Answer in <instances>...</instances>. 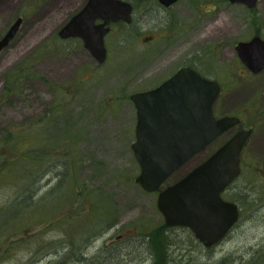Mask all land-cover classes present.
I'll return each instance as SVG.
<instances>
[{"label": "rangeland", "instance_id": "obj_1", "mask_svg": "<svg viewBox=\"0 0 264 264\" xmlns=\"http://www.w3.org/2000/svg\"><path fill=\"white\" fill-rule=\"evenodd\" d=\"M83 1L0 0V35L17 12L25 13L21 32H29L23 43L29 50L23 53L37 44L38 54H46L43 43ZM128 1L135 6L132 24L117 25L106 37L103 65L76 44L59 42L52 58L37 63L34 79L20 81L13 75L22 35L0 54L11 63L7 70L0 66V264H264V71L244 72L234 54V44L253 28L262 27L264 35V10L252 16L235 8L225 12L223 0H180L168 10L155 0ZM182 67L216 81L215 112L240 117L241 128L252 131L241 174L222 195L238 206L239 219L211 249L188 228L167 227L157 194L134 180L136 112L129 97ZM232 134L194 156L166 184Z\"/></svg>", "mask_w": 264, "mask_h": 264}, {"label": "water", "instance_id": "obj_2", "mask_svg": "<svg viewBox=\"0 0 264 264\" xmlns=\"http://www.w3.org/2000/svg\"><path fill=\"white\" fill-rule=\"evenodd\" d=\"M179 0H158L169 7ZM252 8L256 0H230ZM131 5L121 0H87L83 8L60 29L61 38L79 37L98 63L106 57L104 36L109 24L130 23ZM102 23L95 25L96 20ZM20 19L0 40V50L13 38ZM236 52L253 74L264 70V41L239 42ZM219 94L215 81L189 67L180 68L158 87L130 96L136 109L135 142L131 150L139 166L135 182L146 192H157L163 182L196 154L239 123L237 117L214 119L213 104ZM251 134L236 132L206 160L158 192L156 207L167 227L189 228L210 247L218 243L238 219L234 203L221 193L240 173V152Z\"/></svg>", "mask_w": 264, "mask_h": 264}, {"label": "flooded vegetation", "instance_id": "obj_3", "mask_svg": "<svg viewBox=\"0 0 264 264\" xmlns=\"http://www.w3.org/2000/svg\"><path fill=\"white\" fill-rule=\"evenodd\" d=\"M121 1H124V2H128L130 5H131V14H130V16H131V21H130V23H124V22H121V21H119V22H116V23H110L109 24V26H108V28H109V30H108V32L106 33V35L104 36V47H105V49H106V59H107V57H108V48H107V45H106V37L109 35V34H111L112 32H113V30H114V28L117 26V25H131L132 24V14H133V12H134V8H135V6H134V4L132 3V2H130V1H128V0H121ZM156 2H157V4L160 6V7H162L163 9H165V10H168L169 8H171L172 6H170V7H163L159 2H158V0H155ZM87 2V0H84L83 1V4H82V6H81V8H79L73 15H71L69 18H68V20L66 21V23L70 20V18L72 17V16H74L76 13H78L81 9H82V7L85 5V3ZM263 3H264V0H256V5L254 6V7H252V8H249V7H247V6H245L243 3H232L230 0H223L222 1V10L223 11H225V12H228V11H230V9H232V8H235V9H238L239 11H241L243 14H247V15H250V16H252L254 13H256L257 12V10L259 9V10H264V5H263ZM215 8H217V6H216V4H213V6H212V11L215 9ZM30 10H31V16H33V15H35L36 13H37V10L35 9L34 10V7H31L30 8ZM18 19H20V24H19V27H18V29H17V31L15 32V34H14V36H13V38L9 41V43L4 47V48H2L1 50H0V54H1V52L3 51V50H5L9 45H11L12 43H15V41H17L18 40V38H19V36H21L22 35V32H21V29H22V25H23V22H24V20L25 19H27V14H25V13H23V14H21V13H19V12H17L16 13V15H15V17H14V19H13V21H11L10 23H8V25L5 27V29H4V31H3V33L0 35V40L3 38V36L6 34V32L8 31V29L14 24V22L16 21V20H18ZM65 23V24H66ZM100 23H102V21L101 20H96L95 21V25H99ZM33 29H34V26L30 29V34L32 33V31H33ZM254 30L252 31V32H250V34H249V37L246 39V40H244V41H238V42H236L235 44H234V54H235V57H236V59L242 64V66H243V70H244V72L246 71V72H248V73H250L251 74V72L248 70V68L241 62V60H240V58H239V56H238V54H237V52H236V49H235V47H236V45L239 43V42H249V41H251L253 38H260L262 41H264V35L262 34V30H263V28L262 27H259V28H253ZM59 32V31H58ZM58 32H57V36L55 37V35H53L52 36V38H47V40L45 41L46 43H43V45L45 44V46L44 47H46V49L44 48L43 49V51L45 50L46 51V54L44 53V54H38V45L36 44L35 45V47L33 48V49H31L30 50V54H26V53H23L24 51H26V50H29V48H23V43H24V41H26V38H27V36L29 35V32H26V33H24L23 35H22V37L17 41V43L15 44V50H17V53H16V57H15V61L14 62H16L15 64H14V67H15V73H14V77H19L20 78V81L23 79V78H25V79H34V74H35V71H36V69H37V63L39 62V61H44L45 59V57L47 56V55H49L50 54V56H48V58L49 57H53V55L51 56V54H53V48L55 47V45L57 44V43H59V42H62V43H64L65 45H67V46H70V45H72V44H76L77 46H79L78 47V50H81V51H83V52H85V54L87 53V55H88V57L92 60V61H94L95 62V64L97 65V66H100L101 64H98L97 62H96V60H95V58L90 54V52L84 47V44H83V41L79 38V37H70V38H60L59 37V35H58ZM170 36V35H169ZM146 39H148V38H146ZM153 40V39H152ZM152 40H149V41H147V42H145V44H148V43H150V42H152ZM24 50V51H23ZM77 50V51H78ZM21 54H20V53ZM47 52H48V54H47ZM5 57V56H4ZM48 58H46L47 60H48V62L50 61ZM8 56H6L5 58H3V59H1L0 60V66H3V67H5V70H7L8 69V67H7V65L9 66V65H11V63L10 64H8L7 62H8ZM106 59H105V62H106ZM25 61V63L24 64H22V62H24ZM104 62V63H105ZM264 71V70H263ZM262 71V72H263ZM262 72H260V73H262ZM260 73H258V74H260ZM255 75H257V74H255ZM37 76H39L38 74H37ZM81 77H82V75H81ZM38 79V78H37ZM39 80V79H38ZM41 80V79H40ZM82 80H83V78H82ZM19 82V81H18ZM20 84V83H19ZM21 85V84H20ZM46 85H47V87H48V90H53L54 91V89H55V85H54V79L52 78V79H49L48 78V80H47V82H46ZM81 86H84V87H86V84L84 83L83 85H81ZM16 87L17 88H19V85L18 84H16ZM52 104H53V102H51ZM213 115H214V118L215 119H218V118H221V117H223V116H218V114L215 112V107H213ZM238 117V116H237ZM239 119H240V117H238ZM240 124H241V119H240ZM240 124H239V126L238 127H236V128H233V129H231L229 132H233V134H234V131H232V130H236V131H238V130H244V129H242L241 128V126H240ZM239 216H240V210H239ZM192 233V232H191ZM230 233V232H229ZM229 233L222 239V241H224L225 239H226V237L229 235ZM193 234V233H192ZM194 236V235H193ZM195 238V237H194ZM221 241V242H222ZM199 242V241H198ZM221 242H219L218 244H220ZM200 244H202V246L204 247V248H206V249H211V248H213V247H215L216 245H218V244H216V245H214V246H212V247H205L204 245H203V243H201V242H199Z\"/></svg>", "mask_w": 264, "mask_h": 264}]
</instances>
